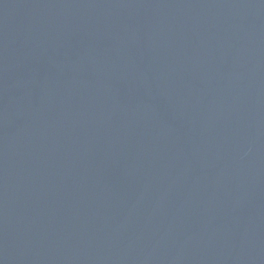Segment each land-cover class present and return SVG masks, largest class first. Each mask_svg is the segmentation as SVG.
I'll return each mask as SVG.
<instances>
[{
    "label": "water",
    "instance_id": "obj_1",
    "mask_svg": "<svg viewBox=\"0 0 264 264\" xmlns=\"http://www.w3.org/2000/svg\"><path fill=\"white\" fill-rule=\"evenodd\" d=\"M0 264H264V0H0Z\"/></svg>",
    "mask_w": 264,
    "mask_h": 264
}]
</instances>
